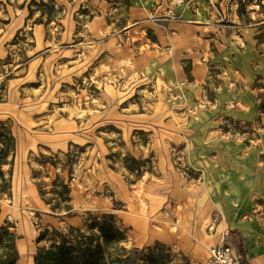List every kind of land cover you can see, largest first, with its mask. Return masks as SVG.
<instances>
[{
	"label": "rangeland",
	"instance_id": "1",
	"mask_svg": "<svg viewBox=\"0 0 264 264\" xmlns=\"http://www.w3.org/2000/svg\"><path fill=\"white\" fill-rule=\"evenodd\" d=\"M0 1V121L16 138L7 183L0 178V227L33 236L20 264H35L56 231L98 234L109 213L126 235L111 251L126 264H197L159 241L138 245L133 215L146 212L147 185L156 207L180 217L196 184L213 185L219 202L234 172L264 181V85L257 75L252 120L225 116L216 41L204 56L191 46L192 59L165 42L184 24L198 25L199 40L213 23L264 28V0H56L62 11L48 24L37 21L41 6L29 16L31 0ZM193 62L206 69L203 78Z\"/></svg>",
	"mask_w": 264,
	"mask_h": 264
},
{
	"label": "crops",
	"instance_id": "2",
	"mask_svg": "<svg viewBox=\"0 0 264 264\" xmlns=\"http://www.w3.org/2000/svg\"><path fill=\"white\" fill-rule=\"evenodd\" d=\"M211 9L210 17H205V21H212L215 11ZM196 17H199V14H196ZM213 24V29L207 32L209 36H203V32L201 33L203 41L199 40L198 25L184 24L174 27L177 34L170 35L165 44L173 45V50L178 51V55L182 53L192 59L189 55L191 46H195L198 54L204 56L211 41H216L215 62L221 66L220 75L226 83L225 87L217 91L216 102L225 106V116L252 120L257 113L253 95L257 75L264 85V55L260 53L264 49V42L257 38L264 28H261V22L259 26L239 24L236 31ZM39 33L42 36L43 31L40 28ZM191 71L196 79L206 75V69L196 63ZM227 83L231 85L228 86ZM241 172L243 173L234 172L231 176L232 185L219 189V202L212 197L213 185L203 183L193 186L197 195L196 198L191 196L190 199H193L194 203L191 205L186 198L182 202L184 206L180 217H177V209L156 207L155 201L159 197L153 195L152 185L145 186L144 192L148 194V198H145L146 212L142 214L138 208L132 221L133 236L137 244L150 245L159 241L183 251L197 264H210L205 263L208 249L220 243L225 235L231 241L229 232L236 230L241 233L247 244L249 264H264V200H253L255 196L259 197L258 199L264 198V181L250 172ZM253 180L261 182L255 185ZM253 206L257 208L253 209ZM0 209L4 212L3 205ZM17 240L19 256L22 257L24 248L33 242V236L19 237Z\"/></svg>",
	"mask_w": 264,
	"mask_h": 264
},
{
	"label": "trees",
	"instance_id": "3",
	"mask_svg": "<svg viewBox=\"0 0 264 264\" xmlns=\"http://www.w3.org/2000/svg\"><path fill=\"white\" fill-rule=\"evenodd\" d=\"M1 2V1H0ZM2 3V2H1ZM33 5L41 6L40 16L37 18L39 23L48 24L55 19L57 13L62 9L57 6L56 0H31L28 4L29 16L34 14ZM263 33H259L258 39L264 41ZM0 128L4 132L0 133V178L7 183L6 173L3 168L6 164H13L16 152V138L11 126L5 121H0ZM12 159L9 161V156ZM9 188V187H7ZM4 191V190H3ZM7 192V189H5ZM98 234H87L79 228H70L67 233H59L58 238L49 248L38 249L34 256L35 264H126L129 258H121L119 252H112L111 249L120 245L126 239L125 232L116 224V217L113 213L103 215L102 221L98 224ZM48 229L42 232L37 241L44 239ZM231 242L236 246L239 253L241 264H249L247 261L248 248L241 233L236 230L229 232ZM17 235L9 230L8 225L0 227V264H20L19 251L17 248ZM124 250L125 248L122 247ZM163 264V263H158ZM165 264V263H164Z\"/></svg>",
	"mask_w": 264,
	"mask_h": 264
},
{
	"label": "built area",
	"instance_id": "4",
	"mask_svg": "<svg viewBox=\"0 0 264 264\" xmlns=\"http://www.w3.org/2000/svg\"><path fill=\"white\" fill-rule=\"evenodd\" d=\"M212 264H241V259L236 246L226 238L210 248Z\"/></svg>",
	"mask_w": 264,
	"mask_h": 264
},
{
	"label": "bare ground",
	"instance_id": "5",
	"mask_svg": "<svg viewBox=\"0 0 264 264\" xmlns=\"http://www.w3.org/2000/svg\"><path fill=\"white\" fill-rule=\"evenodd\" d=\"M165 86H167V87H168V85H167V84H165Z\"/></svg>",
	"mask_w": 264,
	"mask_h": 264
}]
</instances>
